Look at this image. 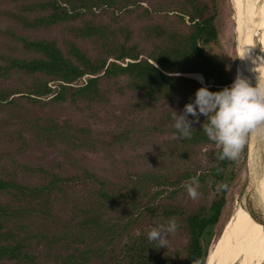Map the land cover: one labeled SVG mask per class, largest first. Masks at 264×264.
Segmentation results:
<instances>
[{
    "label": "trees",
    "instance_id": "1",
    "mask_svg": "<svg viewBox=\"0 0 264 264\" xmlns=\"http://www.w3.org/2000/svg\"><path fill=\"white\" fill-rule=\"evenodd\" d=\"M129 1L0 0V3L13 2L10 7L0 8V17L13 21L23 30H38L74 21L83 13H93L95 9L113 11L116 7L128 5ZM186 1L192 7L180 10L177 14L180 22L170 26L155 23L148 27L146 35L150 37L152 45L147 52L132 41L126 25L113 26L92 19H83L82 24L69 26L68 31L75 37L88 39L96 49L94 56L79 48L73 38L63 40L62 51L54 39L29 38L7 28L5 34L18 43L10 47L11 50L19 49L22 56L0 53V77L5 79L13 72L17 73L20 88L12 89L0 84V104L22 92L34 96L30 97L32 99L52 93L54 95L49 99L57 103L67 98L73 102L77 99L97 102L104 93L100 88L102 78H124L125 83L119 86L120 90L139 92L151 102H176L188 93L194 96L201 85L183 75L186 73H200L210 91L230 86L235 69L222 59L206 55L201 47L218 40L215 0L209 3ZM186 16L188 23L184 22ZM125 59L129 60L124 62ZM86 75L89 77L84 85H72ZM203 123H207V118L201 116L190 137L178 138V144L186 148L209 142L203 131ZM40 129L51 137L47 138L48 141H52V138L61 140L72 148L87 143L91 133L89 128L68 120L60 124L50 121ZM171 129L174 133L175 129ZM211 160V166L199 174L195 170L172 178L142 175L125 188L116 189L106 187L90 172H84L81 176L48 173L46 182L39 185H27L13 175L8 178L0 176V193L10 196L9 200L0 201V264H39L36 261V246L52 247L64 240L74 242L75 246L70 248L64 244V254L49 253L44 263L90 264L95 255L90 244L100 237L114 241L126 233L133 222L132 215L141 206L143 193L151 184L179 186L185 178L194 176L198 177L199 182L208 181L217 185L220 198L209 206H199L185 214L182 231L186 235V245L183 250L159 252L139 241L130 243L126 248V258L127 264H207L214 246L208 251L207 239L219 220L224 195L232 177L224 174L226 166L232 163L231 159L220 160L218 151H215ZM70 189L90 190L91 196L84 207H73L77 220L74 217L65 219L53 209L56 202L54 197L66 194ZM122 203L121 216L110 219V222L104 218L107 204ZM174 210L182 211L178 206ZM123 215L127 216V220Z\"/></svg>",
    "mask_w": 264,
    "mask_h": 264
},
{
    "label": "rangeland",
    "instance_id": "2",
    "mask_svg": "<svg viewBox=\"0 0 264 264\" xmlns=\"http://www.w3.org/2000/svg\"><path fill=\"white\" fill-rule=\"evenodd\" d=\"M199 1L210 2V0ZM215 3L218 11L216 20L219 29L218 40L216 43L201 47L206 55L222 59L233 67L234 80L238 76L234 22L236 17L230 0H215ZM12 5L13 2H2L0 8ZM191 7L192 5L186 0H131L128 5L116 7L113 11L109 9L102 12L95 9L94 14L85 12L74 21L38 30H23L13 21L0 17V53L22 56L19 49L11 50L10 47L18 43L4 32L7 28H12L17 34L29 38L54 39L62 51H64L63 40L73 38L79 48L94 56L96 49L88 39L75 37L68 31L69 26H79L83 19H92L103 24L111 23L113 26L126 25L132 35V41L136 42L143 52H147L152 45L150 37L146 35L148 27L155 23L165 26L178 23L180 21L177 14L180 10ZM187 19L186 16L185 23H188ZM238 21L241 29L240 19ZM250 54L255 71L264 78V47L258 30L252 35ZM128 60L125 59L124 62ZM183 75L196 80L201 86L208 87L204 81L199 82L188 73ZM88 77L86 75L78 78L72 85L82 86ZM18 80L19 75L13 72L8 78L0 77V84L18 89L20 88ZM100 81V88L104 93L97 102L85 99H77L73 102L67 98L66 101L57 103L49 99L54 95L52 93L32 99L30 97L34 96L26 92L14 94L2 102L0 104V176L8 178L13 175L18 181L27 185H39L46 182L48 173L81 176L84 172H90L106 187L116 189L125 188L142 175L154 174L172 178L195 170L199 174L211 166V156L218 151L213 141L184 148L178 144L177 139L173 138L171 129L173 111L182 112L184 105L194 98L193 94L188 93L176 102H151L139 92L120 90L119 86L125 83L124 78H102ZM64 120L89 128L91 133L88 142L72 148L61 140L52 138L50 139L52 141H48L47 138L51 137L40 128L50 121L60 124ZM198 121L193 122L192 128L197 126ZM247 141L248 138L238 157L231 159L232 163L226 166L225 176L232 175V177L224 195L225 201L219 220L212 227L207 239L208 251L213 244L214 249L217 240L234 225L242 210L239 208L242 206L241 193L247 176L245 164ZM191 178H185L179 186L151 184L143 193L141 206L132 215L133 222L126 233L121 234L114 241L100 237L98 241L90 244L95 250L90 264H127L126 248L130 243L139 241L159 252L182 251L186 245V235L182 231L185 214L199 206H209L211 202L220 198L219 187L208 181L199 182L198 195L195 199L191 198L185 188V184L189 183ZM90 196V190L70 189L66 194L53 196L56 199L53 209L65 219L74 217L77 220V216L74 215L76 213L74 205L84 207ZM9 199V195L0 193V201ZM176 206L182 211H175ZM123 208L124 203L107 204V214L104 218L110 222V219L121 216ZM123 217L127 220V216L123 215ZM169 219H175L178 227L175 233L169 234L167 247H158L147 239V233L152 227ZM246 230L249 240L250 228L246 226ZM256 238L257 242L253 248L258 245L260 238L261 258L258 260L254 255H241L235 264H260L261 261L264 264L263 225ZM64 244H68L70 248L75 246L74 242L66 240L52 247L36 246V261L39 264H46L44 261L49 253L64 254Z\"/></svg>",
    "mask_w": 264,
    "mask_h": 264
},
{
    "label": "clouds",
    "instance_id": "3",
    "mask_svg": "<svg viewBox=\"0 0 264 264\" xmlns=\"http://www.w3.org/2000/svg\"><path fill=\"white\" fill-rule=\"evenodd\" d=\"M195 78L203 80L202 76ZM200 116L207 118V123H203V131L216 144L218 159L237 158L249 132L264 136V83L256 81L253 86L238 75L230 86L218 91L199 87L191 102L184 105L182 112L173 111V138L190 137L192 124ZM198 184L197 176L185 184L188 195L193 199L198 195ZM177 227L176 220L169 219L152 227L147 233V239L158 247H167L168 236L175 233Z\"/></svg>",
    "mask_w": 264,
    "mask_h": 264
},
{
    "label": "bare ground",
    "instance_id": "4",
    "mask_svg": "<svg viewBox=\"0 0 264 264\" xmlns=\"http://www.w3.org/2000/svg\"><path fill=\"white\" fill-rule=\"evenodd\" d=\"M238 9L242 11L241 15L243 16V19H240L241 30L243 31L242 42L247 49V55H249V57L251 58L250 48L254 31L258 30L260 32V40L264 47V0H242V2L238 0ZM237 70V74L240 77L247 79L246 75H244L240 68H238ZM188 74L193 78H195L196 76H202L200 73ZM198 81L203 82L204 79L202 81ZM256 178H258L256 180V190L258 194L262 196V199L264 201V157L260 166V174ZM241 208L242 210L240 212V215L235 221L234 225L226 230V232L222 234L220 239L217 240L213 251L210 252L207 264H235L237 259L240 258L241 255H254V257L258 260L261 258L262 241L260 238L255 249L253 247L255 242H257L256 235L258 234L262 224L256 222L252 218V216L243 208V206H241L239 209ZM251 225H253L252 228ZM246 226L250 228L249 240ZM260 264H263L262 261Z\"/></svg>",
    "mask_w": 264,
    "mask_h": 264
},
{
    "label": "water",
    "instance_id": "5",
    "mask_svg": "<svg viewBox=\"0 0 264 264\" xmlns=\"http://www.w3.org/2000/svg\"><path fill=\"white\" fill-rule=\"evenodd\" d=\"M242 2V0H239ZM235 14L234 22L236 29V67L240 68L247 80L255 85L256 81L264 83L261 74L255 71L253 60L249 57L247 49L243 45V31L239 29L238 19H243L240 10H238V0H230ZM264 157V136L255 132L248 133L246 165V182L241 194V205L252 216V218L264 227V201L257 192L256 178L260 174V166Z\"/></svg>",
    "mask_w": 264,
    "mask_h": 264
},
{
    "label": "flooded vegetation",
    "instance_id": "6",
    "mask_svg": "<svg viewBox=\"0 0 264 264\" xmlns=\"http://www.w3.org/2000/svg\"><path fill=\"white\" fill-rule=\"evenodd\" d=\"M248 136V135H247ZM248 138V137H247ZM248 142V141H247ZM246 164V163H245ZM247 166V165H246ZM246 179V178H245ZM245 182H246V180H245ZM245 185V184H244ZM244 188V187H243ZM242 191H243V189H242ZM242 194V193H241Z\"/></svg>",
    "mask_w": 264,
    "mask_h": 264
}]
</instances>
